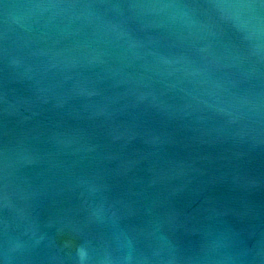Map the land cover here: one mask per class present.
<instances>
[{
  "label": "water",
  "instance_id": "water-1",
  "mask_svg": "<svg viewBox=\"0 0 264 264\" xmlns=\"http://www.w3.org/2000/svg\"><path fill=\"white\" fill-rule=\"evenodd\" d=\"M264 264V0H0V264Z\"/></svg>",
  "mask_w": 264,
  "mask_h": 264
},
{
  "label": "clouds",
  "instance_id": "clouds-1",
  "mask_svg": "<svg viewBox=\"0 0 264 264\" xmlns=\"http://www.w3.org/2000/svg\"><path fill=\"white\" fill-rule=\"evenodd\" d=\"M79 256H80L81 264H83V261H84V258H85V252H84L83 249L80 250Z\"/></svg>",
  "mask_w": 264,
  "mask_h": 264
}]
</instances>
